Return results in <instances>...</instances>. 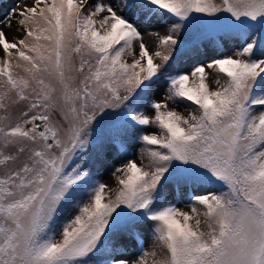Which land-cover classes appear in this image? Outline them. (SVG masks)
Instances as JSON below:
<instances>
[{"label":"snow or ice","instance_id":"snow-or-ice-1","mask_svg":"<svg viewBox=\"0 0 264 264\" xmlns=\"http://www.w3.org/2000/svg\"><path fill=\"white\" fill-rule=\"evenodd\" d=\"M12 15L25 34L0 29V264H264V0H34L0 24ZM185 43L213 53L169 72ZM114 158L110 196L98 175ZM173 188L202 189L191 214Z\"/></svg>","mask_w":264,"mask_h":264},{"label":"rangeland","instance_id":"rangeland-1","mask_svg":"<svg viewBox=\"0 0 264 264\" xmlns=\"http://www.w3.org/2000/svg\"><path fill=\"white\" fill-rule=\"evenodd\" d=\"M105 2H112V3H116L117 0H105ZM217 3H221L222 0H216ZM34 4V0H0V20H5L6 18L9 16L10 13L13 12V10H15V12H19L21 10H23L25 7H30L33 6ZM131 20H133L134 22H136L138 24V26H140L142 31H145V25L141 20H138L136 15H135V9L132 10H128L125 13ZM103 14H101L102 16ZM101 16L97 17V20H99L101 18ZM19 19L18 16L16 15H12L11 17V24L12 27L9 28L7 27V23L4 24H0V29H2L5 33L6 36L8 38L9 41H13L16 39H20L23 38L24 36V31L23 29L18 25L17 20ZM159 25V20L158 19H154V21L147 25L146 30L149 32H159L161 35L166 33V26H158ZM97 27L99 28V24H97ZM144 42L147 44L148 49L150 52H154L155 50H157L159 48V40L156 36H149L147 34H145L144 36ZM191 45L185 43L184 45L181 46V54L177 55L174 59V61H172V66L171 68L168 69L169 72H174L176 70H180V69H186L190 72L191 67L195 65V63L197 62H203V63H207L208 59L210 58V56L213 53V49L211 48H205L202 49L201 52L199 54L196 53H191V52H185L184 49H188L190 48ZM233 44L230 41L228 48H220V50L218 52H216V55H221V54H231V52L229 51V48H232ZM136 54H137V58H138V53H139V46L138 43H136L134 45ZM15 51V50H13ZM6 59V55L4 53V51L2 50V46H0V60ZM124 59H126L128 62H132L133 57L130 55H125ZM156 63H161V61L157 58ZM13 63H15V61H13ZM14 71H20L19 69H15ZM207 71H209L210 76H209V86L210 88H212L213 90H215L218 86L215 84L214 79H213V75L217 72L216 69H208ZM222 81H223V77H222ZM159 99H162L161 97H158ZM195 107V106H193ZM169 108H174L175 110L179 111L182 115H184L185 117H189L190 112L188 110H186V106L181 104L179 106L169 102ZM148 114L149 115H153L151 110H148ZM0 115H3V112L0 111ZM146 131L149 134L152 133H156L159 134V130L155 127V126H148L146 128ZM143 145H141L142 147ZM139 152H140V148L137 147L135 149V156H132L131 158L136 159V162L141 165L144 166L148 163L147 158L141 160L140 156H139ZM117 163V159L114 158L106 168L100 170L98 178L104 180L109 188H108V195L110 196H114L115 192L113 191V189H116L119 187L118 182L116 181L115 176L111 175L112 172V167L114 164ZM121 175L120 173H116V176ZM204 188H206L208 191H213V192H217L220 191L221 188L219 186H213V185H209V186H203ZM193 191L196 192H200L202 191L201 188H198L196 190H185V189H181L179 192H176L175 188L171 189L169 192L166 193V199L168 202H172L175 203L176 206L184 211V212H188L191 214L192 212V208H191V202H190V196L193 194ZM107 198V197H106ZM197 208L199 210V212L201 213V219L203 220V212L205 211L203 206L197 205ZM194 223V221H193ZM202 228H204V225H201ZM60 237L57 236V239H59ZM152 235L151 232H149L148 234V239L147 241H141V245L146 251H152ZM125 250L127 253L129 254H136L139 252V248L137 246H134L130 241L125 245ZM158 251V255L157 258L159 259L163 253ZM133 258H135L133 256Z\"/></svg>","mask_w":264,"mask_h":264},{"label":"bare ground","instance_id":"bare-ground-1","mask_svg":"<svg viewBox=\"0 0 264 264\" xmlns=\"http://www.w3.org/2000/svg\"><path fill=\"white\" fill-rule=\"evenodd\" d=\"M13 28V27H12Z\"/></svg>","mask_w":264,"mask_h":264}]
</instances>
